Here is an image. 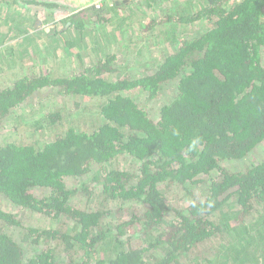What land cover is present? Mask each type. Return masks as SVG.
Returning <instances> with one entry per match:
<instances>
[{
	"label": "trees",
	"instance_id": "1",
	"mask_svg": "<svg viewBox=\"0 0 264 264\" xmlns=\"http://www.w3.org/2000/svg\"><path fill=\"white\" fill-rule=\"evenodd\" d=\"M1 1L12 12L0 23L5 44L24 25L18 1ZM22 1L63 23L78 61L86 37L99 43L84 25L95 18L102 31L105 10L66 17L55 0ZM141 1L144 14L130 11ZM228 1H111L113 36L139 30L133 56L166 44L151 73H123L134 65L121 63L122 44L0 87V131L39 92L74 102L71 114L54 106L24 120L29 142L0 143V197L18 209L0 207V264H264V0ZM168 86L152 118L134 95L157 100Z\"/></svg>",
	"mask_w": 264,
	"mask_h": 264
},
{
	"label": "rangeland",
	"instance_id": "2",
	"mask_svg": "<svg viewBox=\"0 0 264 264\" xmlns=\"http://www.w3.org/2000/svg\"><path fill=\"white\" fill-rule=\"evenodd\" d=\"M17 4L13 6L14 13L17 15L18 23L17 25L20 27L21 25H24L23 32L21 36L13 37L9 36L8 40L5 42V44H0V87L6 86L7 83L11 82L12 79H15L18 76L26 75V74H32V75H38L40 73L48 74L50 70H53L55 72H62L65 73L67 71H70L69 68H77L79 64L85 62V65H88L89 63H92L95 61V54L93 51L94 49H97L100 52H103L104 49L112 47L111 49L122 47L121 45L128 46L127 52L130 56H127V59L121 61L125 62L127 64H133V69L129 67V69L122 70L123 73L130 74V76H139L143 74H149L154 70L153 64L157 63V61L160 58V54L162 52L163 46L165 44H159V42L154 41L155 43L147 42L146 48L147 52H141L142 55L139 57L133 56L130 49L133 50V47H136V44L130 40L129 33L139 32V30H136L137 28L135 26L131 27L129 29L128 34L123 37H119L117 34V31L115 32V36H113L112 32V26L115 23V16L113 17V14L109 11L111 2H106L103 4V6L99 10H105L103 19H107L103 27L102 31H96V25L95 23H98V21H95V18L88 17L87 19L90 20L89 23L86 22L84 25V31L88 30L91 36L96 35L98 38V44L93 47V41L90 39V37H86L84 40L87 42V46L81 51L80 58H82V62L78 61V58L74 56L73 53H75V48L73 46L74 43L66 42L67 39L65 37H68V35H63V31L61 32V29H63V23L57 22L56 20L51 19L48 17V12L45 11V16L42 17L43 11L38 6H33L29 4H25L22 0H17ZM29 1V0H27ZM37 2H40V0H35ZM46 3H54V0H41ZM56 3L61 6V11L66 12L67 16L78 14V13H85L94 8L95 0H77L79 4H74L73 1L75 0H55ZM181 0H175V2H180ZM235 0H229L228 3H233ZM143 5L138 4H132L133 8L130 9V11H134L144 14L145 11L148 10L145 3L141 1ZM181 4L183 3L180 2ZM177 3V4H180ZM25 4V5H23ZM97 10V11H99ZM179 11H182V8L179 9ZM7 10V7L2 3L0 0V23L1 19L5 16L9 17ZM39 13V14H38ZM92 14H89L90 16ZM121 15V14H119ZM123 16H120L122 18H125ZM21 17H24L23 19H20ZM65 17V18H66ZM63 18V17H62ZM63 18V19H65ZM1 25V24H0ZM195 25V26H194ZM182 26V25H181ZM187 28L192 29V27H196L198 29H203V25L198 24H190V25H184ZM167 27V26H166ZM113 29H115V26H113ZM172 27H167L166 30H171ZM68 28L65 30L67 31ZM90 30H93L95 33H91ZM109 30V32H107ZM117 30V28L115 29ZM73 32V30H68ZM73 36V34H72ZM77 36V34H76ZM83 32L79 31V37H77V40H82ZM134 39V38H133ZM140 39V38H139ZM1 40V39H0ZM163 40V38H162ZM118 41V43H117ZM137 44H141L140 40H137ZM79 43V42H78ZM81 43V42H80ZM86 44V43H85ZM73 46V47H72ZM78 46V44H77ZM93 47V48H92ZM103 47H106L102 49ZM152 47V48H149ZM127 48V47H126ZM70 49H74L71 52L70 56L67 53ZM82 49V48H81ZM86 49V50H85ZM153 52L149 53V52ZM262 63H264V52L262 53ZM72 56V57H71ZM111 66L116 67V64H111ZM171 86L166 87L164 90H161V94L158 97L157 100L153 101H146V98L139 94L134 95L138 99L141 105L149 111L150 116L152 118H155L156 113L158 112L159 107L164 103L167 102L168 99L171 97L173 90L171 91ZM96 102V101H95ZM100 101L98 100V103ZM74 102L68 101L67 99L47 94L46 92H39L38 96H33L30 100L26 102V112L27 116L23 117V113L21 112V109H18L16 111L17 115H20V117L16 118L13 117L10 124H5L4 128L0 131V143L2 142H9V141H17V142H29L30 136H31V129H26L25 126H23V121L27 120L30 122L34 118H38L40 114H35L39 111V113H46L48 108H57L60 109L63 112H68L71 114L72 112L69 111L70 107H73ZM93 102L90 103V108L93 106ZM55 106V107H54ZM76 112H73L75 114ZM81 126L85 129H90V124H84L82 119L80 118ZM46 139L50 137V134L48 131H39V137ZM255 158H258L259 155L257 153H254ZM73 182H70L72 184ZM74 184V183H73ZM96 191V190H95ZM98 192V191H97ZM0 207L3 208L6 211H10L13 213H17L18 209L13 208V206H9L6 204V201L0 197ZM18 216H21L23 219V222L25 224L30 226H48L46 222L41 223L40 220L36 221L37 219L31 217L27 219V215L25 214H18Z\"/></svg>",
	"mask_w": 264,
	"mask_h": 264
},
{
	"label": "built area",
	"instance_id": "3",
	"mask_svg": "<svg viewBox=\"0 0 264 264\" xmlns=\"http://www.w3.org/2000/svg\"><path fill=\"white\" fill-rule=\"evenodd\" d=\"M111 1H124V0H95L94 8L99 10L103 6V4H105L106 2H111ZM73 2L74 4H77L76 0Z\"/></svg>",
	"mask_w": 264,
	"mask_h": 264
},
{
	"label": "crops",
	"instance_id": "4",
	"mask_svg": "<svg viewBox=\"0 0 264 264\" xmlns=\"http://www.w3.org/2000/svg\"><path fill=\"white\" fill-rule=\"evenodd\" d=\"M173 1H175V0H173ZM76 3L77 4H79V2L76 0ZM166 45V44H165ZM166 46H163V48H162V51H163V49L165 48Z\"/></svg>",
	"mask_w": 264,
	"mask_h": 264
},
{
	"label": "flooded vegetation",
	"instance_id": "5",
	"mask_svg": "<svg viewBox=\"0 0 264 264\" xmlns=\"http://www.w3.org/2000/svg\"><path fill=\"white\" fill-rule=\"evenodd\" d=\"M117 2H120V1H117Z\"/></svg>",
	"mask_w": 264,
	"mask_h": 264
},
{
	"label": "water",
	"instance_id": "6",
	"mask_svg": "<svg viewBox=\"0 0 264 264\" xmlns=\"http://www.w3.org/2000/svg\"><path fill=\"white\" fill-rule=\"evenodd\" d=\"M125 1H128V0H125Z\"/></svg>",
	"mask_w": 264,
	"mask_h": 264
}]
</instances>
